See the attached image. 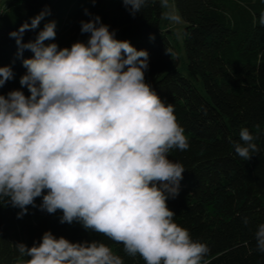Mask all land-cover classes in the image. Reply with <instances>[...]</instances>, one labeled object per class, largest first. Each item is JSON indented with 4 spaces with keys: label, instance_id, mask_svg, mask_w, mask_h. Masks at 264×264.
<instances>
[{
    "label": "clouds",
    "instance_id": "1",
    "mask_svg": "<svg viewBox=\"0 0 264 264\" xmlns=\"http://www.w3.org/2000/svg\"><path fill=\"white\" fill-rule=\"evenodd\" d=\"M122 3L135 16L147 0ZM50 14L46 8L9 33L18 57L25 50L33 55L22 59L26 72L19 80L29 95L19 89L0 94V200L20 210L17 218L28 206L60 211L61 224L78 222L145 264H207V244L174 222L167 206L185 172L169 153L187 150L189 142L173 104H165L145 81L148 52L117 39L87 9L91 18L80 22L81 34H89L86 42L61 48L53 42L57 24L51 20L25 43V32ZM12 79V67H0V88ZM239 136L243 143L229 142L248 161L259 151L257 137L248 128ZM255 240L264 253V223ZM16 248L17 264H124L103 242L74 243L51 231L31 247Z\"/></svg>",
    "mask_w": 264,
    "mask_h": 264
},
{
    "label": "trees",
    "instance_id": "2",
    "mask_svg": "<svg viewBox=\"0 0 264 264\" xmlns=\"http://www.w3.org/2000/svg\"><path fill=\"white\" fill-rule=\"evenodd\" d=\"M173 3L184 22L187 75L178 67L171 33L160 24L159 0H147L135 16L122 0H96L95 4L91 0H10L0 8V67L11 66L14 79L0 88V94L19 89L29 95L19 80L26 72L22 59L33 54L25 50L18 57L10 32L47 8L51 14L39 28L25 32L24 42L34 40L44 23L55 20L53 42L70 48L74 42L88 39L89 34L80 31V22L91 18L85 9L100 16L110 31L115 30L117 39L148 52L145 81L165 104H173L188 138L187 150L169 153V159L185 169L179 194L167 200L175 213L174 222L194 240L207 244V264H264V253L256 250L255 240L257 226L264 223V25L260 23L264 0ZM242 128L257 137L254 143L259 151L248 161L229 142L243 143ZM41 199H36L37 206ZM19 211L6 204V198L0 200V264H17L20 253L16 244L31 247L46 231L74 243L97 240L112 247L124 264H145L139 255L127 256L122 244L85 230L78 222L61 224L60 211L48 214L28 206V213L17 218Z\"/></svg>",
    "mask_w": 264,
    "mask_h": 264
},
{
    "label": "rangeland",
    "instance_id": "3",
    "mask_svg": "<svg viewBox=\"0 0 264 264\" xmlns=\"http://www.w3.org/2000/svg\"><path fill=\"white\" fill-rule=\"evenodd\" d=\"M10 0H0V8L1 6H5ZM162 8V17L160 24L162 27L167 26V31H169L171 34H169V37L171 38V41L174 46V51L179 59V69L184 74L187 75L186 68H185V62H186V56L185 51L183 47V26L184 22L180 18L173 0H159ZM198 88L200 91H202V85L201 83L198 84Z\"/></svg>",
    "mask_w": 264,
    "mask_h": 264
}]
</instances>
